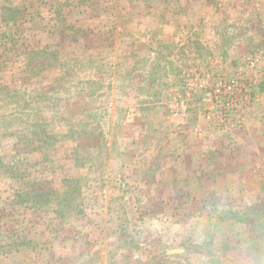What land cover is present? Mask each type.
<instances>
[{
    "label": "rangeland",
    "instance_id": "1",
    "mask_svg": "<svg viewBox=\"0 0 264 264\" xmlns=\"http://www.w3.org/2000/svg\"><path fill=\"white\" fill-rule=\"evenodd\" d=\"M255 210L264 0H0V264H264Z\"/></svg>",
    "mask_w": 264,
    "mask_h": 264
},
{
    "label": "trees",
    "instance_id": "2",
    "mask_svg": "<svg viewBox=\"0 0 264 264\" xmlns=\"http://www.w3.org/2000/svg\"><path fill=\"white\" fill-rule=\"evenodd\" d=\"M92 96H93V95H92ZM255 212H257L255 216H254L253 214H250V215H249L251 218L254 216L253 218H254V219L257 221V223H258V226H256L255 228L252 229V234H253V235H254V233L256 232L257 229H259V231H262V232L264 233V221H263V219H262V217H261L260 210H255ZM259 218H261L262 221L258 220ZM262 232H261V233H262ZM254 236H255V235H254Z\"/></svg>",
    "mask_w": 264,
    "mask_h": 264
},
{
    "label": "built area",
    "instance_id": "3",
    "mask_svg": "<svg viewBox=\"0 0 264 264\" xmlns=\"http://www.w3.org/2000/svg\"><path fill=\"white\" fill-rule=\"evenodd\" d=\"M222 86L224 85V86H226V89H227V91H230V89H231V86L229 85V84H227V83H224V84H221ZM229 105V103H227V106ZM222 107V106H221Z\"/></svg>",
    "mask_w": 264,
    "mask_h": 264
},
{
    "label": "crops",
    "instance_id": "4",
    "mask_svg": "<svg viewBox=\"0 0 264 264\" xmlns=\"http://www.w3.org/2000/svg\"><path fill=\"white\" fill-rule=\"evenodd\" d=\"M251 156L249 155V158H250Z\"/></svg>",
    "mask_w": 264,
    "mask_h": 264
}]
</instances>
